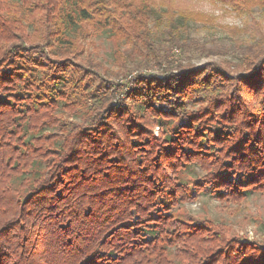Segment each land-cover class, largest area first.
I'll return each mask as SVG.
<instances>
[{
    "label": "trees",
    "instance_id": "16d2710c",
    "mask_svg": "<svg viewBox=\"0 0 264 264\" xmlns=\"http://www.w3.org/2000/svg\"><path fill=\"white\" fill-rule=\"evenodd\" d=\"M191 1L251 19L238 62L161 67V27L171 51L176 24L215 23L187 0H0V264H264V237L176 216L200 197L232 216L264 193V0ZM103 33L118 77L120 46L161 70L116 103L86 82Z\"/></svg>",
    "mask_w": 264,
    "mask_h": 264
},
{
    "label": "rangeland",
    "instance_id": "374dc122",
    "mask_svg": "<svg viewBox=\"0 0 264 264\" xmlns=\"http://www.w3.org/2000/svg\"><path fill=\"white\" fill-rule=\"evenodd\" d=\"M187 1L194 6L195 10L214 17L215 23L213 26L181 22L176 24L175 32L179 35V43L182 48H174L171 51L169 48L171 41L168 40L164 29L161 27L158 33L155 31L154 47L157 53L162 58H167L166 62H169L161 67L174 69L177 64H180L182 67L196 70L204 67L205 64H221L224 61L238 62L243 48L247 43H251L250 35L243 31L246 21L252 34L255 30L251 19L237 16L229 9L213 6L204 1ZM252 17L261 22L264 36V13L254 8ZM154 23L155 20L152 24ZM91 41L90 51L92 58L99 64V75L96 73L97 75L94 76L93 73L92 76L87 77L86 82L94 90L101 86L109 88L113 92V102L115 103L124 98L140 77L161 74V70L156 67L151 58H144L145 48L120 46L119 50L124 52L125 56V62H123L125 68L122 71L123 75L118 77L121 68L114 60V53L118 49L116 43L111 42L106 33L95 36ZM141 48L143 51L139 50ZM101 74H104L102 81L100 80ZM199 94L188 96L184 103L185 110H196L197 105L195 106L196 101L194 100L198 98ZM181 103L182 101L179 99V104ZM154 132L158 133V128H154ZM179 211L176 213L178 217L188 213L198 219L226 222L236 231H241L240 234L245 235L249 240L264 237V193L249 198L247 203L238 208L232 216L228 213L229 208L226 205L219 204L209 197H200L198 201L183 205ZM243 218H246L248 225L240 228ZM168 258L171 259V251H169Z\"/></svg>",
    "mask_w": 264,
    "mask_h": 264
}]
</instances>
